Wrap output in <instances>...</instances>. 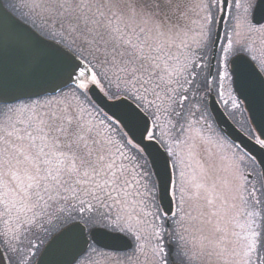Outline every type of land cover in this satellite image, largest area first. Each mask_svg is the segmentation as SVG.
<instances>
[{
	"label": "snow or ice",
	"instance_id": "obj_1",
	"mask_svg": "<svg viewBox=\"0 0 264 264\" xmlns=\"http://www.w3.org/2000/svg\"><path fill=\"white\" fill-rule=\"evenodd\" d=\"M18 6L80 63L67 55L58 69L68 80L78 72L70 94L0 109V236L14 264H30L38 248L31 239L26 250L15 242L41 240L69 220L93 237L110 230L130 238V264H264V166L205 137L197 127L207 125L203 104H192L208 88L207 57L220 39L215 16L230 14L227 0ZM234 7L216 61L220 88L231 75L230 54L251 55L253 36L264 38V24L252 18L264 0ZM90 85L106 87L113 99L131 97L135 108L101 118L88 100ZM130 120L143 121L139 140ZM157 132L173 140L159 161L143 143L158 140Z\"/></svg>",
	"mask_w": 264,
	"mask_h": 264
},
{
	"label": "water",
	"instance_id": "obj_2",
	"mask_svg": "<svg viewBox=\"0 0 264 264\" xmlns=\"http://www.w3.org/2000/svg\"><path fill=\"white\" fill-rule=\"evenodd\" d=\"M227 3L229 5L230 0H227ZM259 3L260 0H258ZM254 17L255 22L256 20L264 21V7L258 12L255 10ZM226 18L227 15L220 14L218 20L216 34L220 39L219 44L212 51L210 80L214 74ZM67 55L73 58L72 63H80L67 49L41 38L19 22L5 9L0 0V104L9 105L23 100L55 95L69 86L76 85L74 81L78 72L72 80H68L65 71H58L60 67H66L64 60ZM231 71L235 91L246 103L253 126L258 131L261 127L264 138V117L261 125H258V119L262 117L264 111L255 108L257 105L255 98L260 96L256 91L263 86L260 74L256 67L243 56H237L232 60ZM261 91L262 89L260 93ZM88 94L97 107L112 119L126 117L135 108V105L127 99L108 100L97 86L90 85ZM210 111L226 137L255 157L261 167L264 166V149L246 137L229 121L213 96L210 98ZM128 123L135 132L136 140H139L144 128L143 121L130 120ZM123 130L127 132V128ZM128 135L132 136V133L128 132ZM143 143L150 144L147 151H150L158 161L162 160L165 151L157 142H149L145 139ZM91 242L101 249L113 252H127L133 248L132 242L122 234L106 231L97 233L95 237L90 232L88 236L87 230L81 233L75 223L63 229L48 242L36 264H75L86 253ZM0 264H9L1 246Z\"/></svg>",
	"mask_w": 264,
	"mask_h": 264
},
{
	"label": "flooded vegetation",
	"instance_id": "obj_3",
	"mask_svg": "<svg viewBox=\"0 0 264 264\" xmlns=\"http://www.w3.org/2000/svg\"><path fill=\"white\" fill-rule=\"evenodd\" d=\"M257 1L258 0H254V4L257 5ZM18 5H19V3L16 2V5L11 8L12 11L14 12V14H16L19 18H21L26 24H28L34 31L39 33L45 39L59 43L62 46H65V44L60 40L59 36L52 34L47 29H42L39 26V24H40L39 21H37L36 23H33V18H30L29 16L25 15L24 11L21 10ZM254 10H255V8L253 9V12H252V18H253ZM253 22L255 23L254 18H253ZM260 24H264V21L260 22ZM262 39H264V38H261L259 36H253V38H252L251 43L253 44V51H252L251 55H255L257 57V59L255 61L251 59V55L247 51H237L238 54L242 55L243 57H246L247 59H249L254 64V66L256 67V69L259 72L260 77L263 81V86L260 87L256 91L257 93L260 94V96L255 98L256 103H257L255 108L257 110H260V111H264V42H262ZM260 89H262L261 93H260ZM223 91L227 92V94H228L225 96V99L219 95V93H221ZM215 92L217 93L216 99H217L219 105L221 106V108L223 109V111L227 114V116L230 118V120L234 124L239 125V129L243 133H245L250 139H252L256 143H257L258 139H264L261 127L259 128L260 131H258L252 125L250 115H249L247 107H246V103L237 97V95L234 91L232 75H230L229 80L224 82L223 88H220L218 81H216V86L214 85V88H211L210 93L207 96H206V94H204L199 98L200 99L199 104H203L204 107L206 106V104L209 106L210 96L212 94H215ZM235 101H236V103H235ZM192 102L197 104L196 99H194ZM232 103L237 104L238 109L235 110V109L229 107L232 105ZM2 108H4V107L0 106V109H2ZM148 115L150 116V114H148ZM263 115L260 119H258L259 120L258 125H261L262 119L264 117ZM217 133L220 134L219 132H217ZM258 145H260V144H258ZM262 147L264 148V146H262ZM243 153H245V152H243ZM256 167L257 168L261 167L259 162L256 164ZM101 251L102 250H97V252H100V253H101ZM5 252L7 253V256L9 258V262L11 264H14L12 253H10L9 250H5ZM104 252H105V254H122V253H111V252H106V251H104ZM87 256H88V252L79 260V262L77 264H85V263H83V261L86 259ZM34 257H35V255L30 258V264L32 263Z\"/></svg>",
	"mask_w": 264,
	"mask_h": 264
},
{
	"label": "rangeland",
	"instance_id": "obj_4",
	"mask_svg": "<svg viewBox=\"0 0 264 264\" xmlns=\"http://www.w3.org/2000/svg\"><path fill=\"white\" fill-rule=\"evenodd\" d=\"M213 2H214V0H213ZM236 2H237V0H232V2H231V4H232L231 13H235V12L239 11V10H237L234 7ZM241 2H242V0H241ZM231 13H230V17H229L228 29H225V31H226L225 35L227 34L228 36H231V27H230V24H231ZM217 18H218V15L215 16V21H217ZM214 32H215V29H214ZM225 35H224L223 44H222L221 49L226 47ZM235 53H236V51L230 54V59L235 55ZM222 55H223L222 52H220V56L221 57H222ZM209 58L210 57L208 55L207 59L209 60ZM206 74H208V71L206 72ZM72 90L73 89H69V90L64 91L63 93L70 94ZM209 90H210L209 87L204 89L205 92L209 91ZM221 93H223V94L221 95ZM221 93H219V95L221 97H223L224 99H225V96L228 95L227 92H225V91H223ZM61 94H59V95H61ZM59 95H57V96H59ZM26 103H30V102H23L21 104H26ZM235 103H236V101H235ZM192 104H196V103L192 102ZM233 104L234 103H232V105L229 106V107H231V108H233L235 110L238 109V105L235 104L236 106L234 107ZM196 105H197V107H200V104L197 103ZM193 110L195 111V109H193ZM200 111H202L204 113V116L207 118V125L206 126H204L203 121H201L200 125H197V127H199L201 129V131L204 134V136L205 137H210L213 140H217V141L221 142L222 144H224L226 146H232L231 144H229L222 136H220L214 130V128L212 126V123H211V120L209 119V116H208V114L206 112V108L204 107V105H203L202 108H200ZM197 115H199V113H197ZM193 121H195V118H193ZM163 131L167 132V127L166 126L163 129ZM156 134H157L158 138L163 141L164 144L165 143H168V144H172L173 143V140H172V138L169 135H167V134L161 135V132H157ZM172 135H175V134L173 133ZM233 150L234 151H238L236 148H233ZM0 231H2V229H0ZM31 238L32 237L30 236L27 239H24L22 243L21 242H15V246L18 247V248H21V246H22L26 250L25 246L28 244V242H29V240ZM0 239L3 242V245L5 246V248L7 250H9L8 247L6 246V243H5L6 238L3 237V236H0ZM23 248H21V249H23ZM34 251H35V254H36L37 250H34ZM132 251H130L128 253H125V254H105V253H100V252H97V251L95 252V251H93V249H91L88 252V256L83 261V263H85V264H130V261H129L128 258L131 256Z\"/></svg>",
	"mask_w": 264,
	"mask_h": 264
},
{
	"label": "trees",
	"instance_id": "obj_5",
	"mask_svg": "<svg viewBox=\"0 0 264 264\" xmlns=\"http://www.w3.org/2000/svg\"><path fill=\"white\" fill-rule=\"evenodd\" d=\"M3 2H4V4L6 5V6H8L9 8H10V5L11 6H14L15 4H16V2H15V0H8V2H9V4L7 3V0H3ZM12 8V7H11ZM227 29H228V26H227ZM73 53H75V52H73ZM210 53H211V50L209 51V57H210ZM76 55H78L77 53H75ZM73 89V88H72ZM104 90H105V92L109 95V96H111V93L110 92H108V90H107V88L105 87L104 88ZM198 96H200L199 94H198ZM88 100L90 101V99L88 98ZM91 102V101H90ZM91 104L92 105H94L92 102H91ZM95 106V105H94ZM96 108V107H95ZM97 109V108H96ZM97 111H99L98 109H97ZM100 113V112H99ZM75 221H73V220H69V221H67L66 223H62V224H59L53 231H51L49 234H47L46 236H43L42 237V239L41 240H36V239H32L31 238V240H32V243L33 244H37L38 245V248L37 249H34V250H37V254H39L42 250H43V248H44V246L49 242V240L54 236V235H56L58 232H60L63 228H65L66 226H68V225H70V224H72V223H74ZM1 241V240H0ZM2 242V241H1ZM91 247L92 248H96L93 244H91ZM21 248H23L22 246H21ZM23 249H25V248H23Z\"/></svg>",
	"mask_w": 264,
	"mask_h": 264
}]
</instances>
